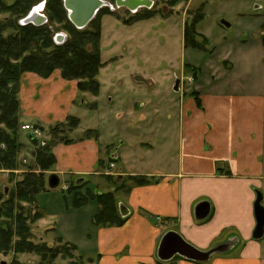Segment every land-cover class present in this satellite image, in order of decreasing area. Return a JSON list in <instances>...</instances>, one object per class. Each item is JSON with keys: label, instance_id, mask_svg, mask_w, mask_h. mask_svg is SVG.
Segmentation results:
<instances>
[{"label": "crops", "instance_id": "crops-1", "mask_svg": "<svg viewBox=\"0 0 264 264\" xmlns=\"http://www.w3.org/2000/svg\"><path fill=\"white\" fill-rule=\"evenodd\" d=\"M192 67L199 69L197 78L202 81L206 67ZM221 73H214L215 78H222ZM137 76L148 80L146 75ZM223 80L214 79L207 87L198 84L195 96L185 97L180 88L156 106L150 101L134 102L137 90H133L132 96L118 99L123 111L115 125L123 128L122 136L108 129L107 111L96 125L101 130L99 140L54 146L55 173L61 184L64 176L69 178L67 187L74 179L105 172L99 161L110 153L103 151L119 138L111 157L117 160L112 164L118 180L128 179L130 184L127 200L120 204L126 216L119 206L125 223L97 229L95 264H264V237L254 238L258 193L264 198V81L256 89H244ZM78 98L77 82L65 80L60 71L46 79L26 73L20 82L22 122L45 131L70 116L83 123L84 102L80 107ZM139 105L142 111L136 109ZM147 105H153L152 112L151 108L143 111ZM152 113L166 117L158 138L154 136L158 123L149 124ZM131 126L136 128L131 130ZM28 137L29 142L34 138ZM145 137H150L147 144ZM142 147L147 153H136ZM107 168L111 169L109 164ZM140 177L149 182L137 185L135 179ZM202 202L210 205V215L199 221L195 211ZM168 232L178 233L204 252L228 241L233 246L205 263L181 256L162 261L158 250Z\"/></svg>", "mask_w": 264, "mask_h": 264}, {"label": "rangeland", "instance_id": "rangeland-1", "mask_svg": "<svg viewBox=\"0 0 264 264\" xmlns=\"http://www.w3.org/2000/svg\"><path fill=\"white\" fill-rule=\"evenodd\" d=\"M44 1L47 0H34L29 11L23 17H13L16 24L23 27L20 22ZM153 1L155 2L153 8L143 9L137 15L120 10L113 15L97 17L103 25L101 41L103 68L99 74L101 89L97 95L87 91L82 92L79 90L81 80H73L77 82L80 107L84 102L82 114L84 113L85 119L81 123V118L71 116L79 120V125L75 128H72L70 123L63 126L62 130L65 132L63 137H67L68 141L99 140L101 130L96 125L100 123L99 117L107 111L110 112L108 113L109 120L108 118L105 120V123H110L107 125L108 129L114 128L115 134L122 136L123 128L115 125L116 117L119 112L123 111L118 107V99L119 96H123V98L132 96L133 90H137L133 96L134 102L141 104L150 101L156 106L175 93L177 79L181 80L180 88L185 97L192 95L198 84L207 87L213 84L214 79L217 82L224 79L230 84L244 89H256L262 85V81H264V0ZM2 2L4 6L10 8L17 4V0H2ZM47 10L48 3L46 2L44 14L48 23L41 28L50 29L53 32V44L63 47L72 41L70 30L73 26L69 25L67 28L50 21ZM147 12H153V14L144 18H136L135 20L139 22L131 23L134 21L131 18L144 15ZM8 18H12L10 13L0 15V20L6 21ZM222 22L231 26L228 28ZM195 23H197L195 38L201 43L204 51L184 48L186 25L193 27ZM27 26L37 27L33 24ZM8 33L10 34V32ZM61 34L66 35L67 39L58 37ZM191 64L196 67H206L203 69L205 77L202 81L193 74L196 68ZM219 71L222 72L223 79L220 78L221 75L215 78L214 73ZM201 72L199 71V73ZM139 74L147 76L148 84L134 81L135 76ZM246 75L248 76L245 78ZM152 106L147 105L143 111H149ZM140 107L141 105L136 109L138 110ZM20 110L18 137L22 147L17 156L18 166L15 170H0V195L2 194L3 197L0 199V208L2 210L4 203L12 196L11 193L17 190V183L22 180L23 175L32 172L37 175L42 174L48 182L49 176L56 174V165L49 171H43L38 163V156L46 151L47 144L53 138L50 135V129L56 125L45 131L37 125L30 124L35 131H24L22 129L25 124L22 122L21 103ZM140 110L142 111L141 108ZM164 117L162 114L152 113L150 115L149 124L158 123L154 133L156 138L160 137L163 134L161 130L165 129L164 125L160 126V123L164 122ZM131 127V130L136 128L135 126ZM36 130H39V133H36ZM153 130H155V126H153ZM28 135H32L34 140L29 142ZM126 135L127 132L124 136ZM115 138L117 140L114 139V144L107 146V150L103 151V153H110L107 159L100 162V167L103 166L105 172H99V175L89 176V178L74 179L70 181L72 186L67 187L65 183L69 178L64 176L59 188L38 195L37 206L23 204L22 211L20 208H16L15 217L24 215L36 219L27 224L30 235H32L30 240L32 243L47 245L54 249H62L66 245L77 247L78 251L72 248L61 250L62 254L49 264H95L94 251L98 227L94 221L99 206L94 200H90L83 207L77 208L74 198L77 191L84 195L88 194L87 191L92 192L95 195L94 198L111 193L118 211L120 204L126 202L130 184L128 179L118 180L117 173L113 171L115 165L111 167L112 163L110 162L111 159H114L111 157V153L119 144V138ZM148 138L150 137H145L143 142L147 144ZM43 141H46L47 144L43 145ZM28 143L30 144L28 145ZM58 144L61 143L54 146ZM138 149L140 150L136 153H147L146 148ZM172 153H175L174 148ZM131 161L134 162V160ZM107 164H109L110 170H108ZM36 213L38 217H35ZM0 223L6 226L7 221L5 222L2 218ZM16 229L14 228V230ZM19 242V237L15 235L13 248ZM13 248L8 253L0 252V264L44 263L41 256L34 252L18 253Z\"/></svg>", "mask_w": 264, "mask_h": 264}, {"label": "trees", "instance_id": "trees-1", "mask_svg": "<svg viewBox=\"0 0 264 264\" xmlns=\"http://www.w3.org/2000/svg\"><path fill=\"white\" fill-rule=\"evenodd\" d=\"M33 1L17 0V4L10 8L4 6L2 0H0V15L4 13L12 15L11 19L0 20V170H15L18 166L17 156L22 147L18 137L21 112L19 93L20 81L24 74L35 73L46 79L56 70H60L65 80H81L79 90L82 92L87 91L97 95L101 89L99 74L103 68L101 56L102 24L97 17L113 13L107 8L103 9L88 29L79 31L70 22L63 0H47V12L50 21L67 28L69 25L73 26L70 30L72 41L63 47H57L53 44V32L50 29L41 28V26L21 27L13 19V17H23L29 11ZM153 12L133 17L131 19H134V21L131 23L139 22L135 19L144 18L153 14ZM196 25L197 23L193 24V27L186 25L185 49L193 48L204 51L201 43L195 38L197 35ZM193 74L197 78V70L195 71L194 69ZM192 95L195 96L196 94L192 93ZM196 99L199 104V98L197 97ZM69 123L72 128H75L79 125V120L70 116L65 123L58 124L50 129V135L53 138L48 144L46 141L43 142V145L47 144L46 151L38 156L41 170L49 171L57 164V159L52 152L55 144H71L74 142L68 141L67 137H63L65 134L64 130H62L63 126ZM110 162L115 163L117 160L111 159ZM135 180L136 184L140 186L149 182L142 177ZM49 190L51 189L44 175H37L33 172L23 175L22 180L17 183V190L11 193L10 199L4 203V209L0 208V219L3 218L5 222L7 221L5 223L6 226L0 223V252L8 253L12 250L14 246L13 237L15 235L19 237L20 242L13 249L18 253L34 252L41 256L45 264H49V262L59 257L63 249L72 248L78 251L74 245H66L62 249H54L47 245L32 243L30 241L32 235H30L27 224L36 219L25 217L24 215L15 217V211L19 208L22 211L23 204L37 206L38 195ZM129 192L130 189L128 190ZM87 193V195H84L77 191L74 204L77 208H80L90 200H94L99 206L94 221L98 228L124 225L125 219L122 218L120 211L117 210L111 193L97 196V198H94L95 195L92 192L87 191ZM0 199H3L2 194ZM35 217H38L37 213ZM14 221L15 224H13ZM14 228L17 229L14 230Z\"/></svg>", "mask_w": 264, "mask_h": 264}, {"label": "water", "instance_id": "water-1", "mask_svg": "<svg viewBox=\"0 0 264 264\" xmlns=\"http://www.w3.org/2000/svg\"><path fill=\"white\" fill-rule=\"evenodd\" d=\"M117 7L127 8L129 10L135 11L140 8H152L154 1L152 0H114ZM64 8L68 12V18L70 22L78 29L83 31L89 27V25L96 19L99 12L109 7L111 4L106 0H63ZM44 8L43 4L35 7L30 14L23 19L20 24L22 26H27L33 24L37 27L43 26L46 24L47 19L40 14ZM226 27L231 25L222 22ZM63 37L67 39L66 35L61 34L58 37ZM137 82H144L148 84L144 78L137 76L134 78ZM181 80L177 79L175 85V91H180ZM61 179L57 174H52L48 178V186L51 190H55L60 187ZM263 195L259 192L258 198L255 203V214L257 218V227L254 232V238L260 240L264 237V206H263ZM120 211L123 216H126L123 211V206L120 205ZM196 218L199 221H203L210 215V205L206 202L200 203L195 211ZM233 242L228 241L225 244H220L215 246L210 251L204 252L196 247L192 246L182 238L176 232H168L162 239L159 250L158 257L162 261H169L175 258L176 256H181L187 260L193 262L205 263L208 262L212 256L215 254H224L229 252ZM5 264V263H3Z\"/></svg>", "mask_w": 264, "mask_h": 264}, {"label": "built area", "instance_id": "built-area-1", "mask_svg": "<svg viewBox=\"0 0 264 264\" xmlns=\"http://www.w3.org/2000/svg\"><path fill=\"white\" fill-rule=\"evenodd\" d=\"M153 1V0H152ZM46 2L47 1H44V2H42L41 4H43L44 5V8H43V10L42 11H40V14L41 15H43L44 17H46V15L44 14V9H45V6H46ZM110 6L108 7L112 12H114V13H116V12H118V11H120V10H123V8H120V7H117V5H116V3H112V2H110ZM40 5V4H39ZM126 9V11H128L130 14H133V15H137L141 10H143V9H148V8H143V9H138V10H135V11H132V10H129V9H127V8H125ZM149 9H151V8H149ZM46 19H47V17H46ZM46 23H48V19H47V22ZM24 131H28V132H30V131H35V129L31 126V125H29V124H27V125H24L23 126V128H22ZM36 133H39V130H36ZM36 136V135H35ZM111 167H114V164H111Z\"/></svg>", "mask_w": 264, "mask_h": 264}, {"label": "flooded vegetation", "instance_id": "flooded-vegetation-1", "mask_svg": "<svg viewBox=\"0 0 264 264\" xmlns=\"http://www.w3.org/2000/svg\"><path fill=\"white\" fill-rule=\"evenodd\" d=\"M106 1H109V2H110L111 0H106ZM111 2H113V4L115 3V2H114V0H113V1H111ZM154 5H155V2H154ZM154 5H153V6H154ZM106 8H107V9H109L108 7H106ZM106 8H104V9H106ZM152 8H153V7H152ZM140 9H143V8H140ZM140 9H139V10H140ZM102 10H103V9H102ZM109 10H110V9H109ZM122 11H124V12H126V13L130 14L128 11H126V9H125V8H123V10H122ZM110 12H111V13H114V12H112L111 10H110ZM99 13H100V12H99ZM116 13H117V12H116Z\"/></svg>", "mask_w": 264, "mask_h": 264}]
</instances>
